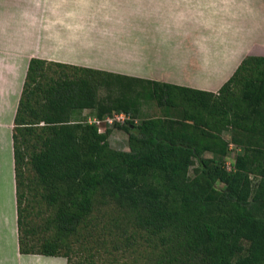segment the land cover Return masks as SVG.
<instances>
[{
	"label": "trees",
	"instance_id": "1",
	"mask_svg": "<svg viewBox=\"0 0 264 264\" xmlns=\"http://www.w3.org/2000/svg\"><path fill=\"white\" fill-rule=\"evenodd\" d=\"M144 99L156 100L164 116L103 132L83 117L89 109L100 120L134 118ZM14 123L22 253L73 264L69 238L95 211H110L102 222L116 248L140 237L152 264H264V55L246 56L217 93L32 58ZM114 128L127 132L129 150L111 146ZM224 131L244 149L233 168ZM28 162L52 210L39 244L20 206Z\"/></svg>",
	"mask_w": 264,
	"mask_h": 264
},
{
	"label": "crops",
	"instance_id": "2",
	"mask_svg": "<svg viewBox=\"0 0 264 264\" xmlns=\"http://www.w3.org/2000/svg\"><path fill=\"white\" fill-rule=\"evenodd\" d=\"M248 55H264V0H0V264H67L20 250L13 130L32 58L217 93Z\"/></svg>",
	"mask_w": 264,
	"mask_h": 264
},
{
	"label": "rangeland",
	"instance_id": "3",
	"mask_svg": "<svg viewBox=\"0 0 264 264\" xmlns=\"http://www.w3.org/2000/svg\"><path fill=\"white\" fill-rule=\"evenodd\" d=\"M120 16L125 20L126 12L120 13ZM120 26H122V24H119V27ZM123 27L126 28V26ZM120 28L122 29V27ZM114 60L116 59L114 58ZM123 63L126 64L124 60ZM152 65H159V59L158 61L156 60L153 62ZM53 69H56V67H53ZM144 69H146L145 66ZM51 72L49 71V74H52ZM142 102V111L140 115H137L132 119L135 123H139L141 120L148 117L164 116V107L158 105L156 100L144 99ZM130 116L133 117L132 114H130ZM83 117H86L89 121H94L89 109L84 111ZM113 125L114 123H109L106 119L101 120V122L98 123L99 128L104 131L106 128H110ZM222 135L226 141L230 142L227 148V154L224 158L228 168H233L236 157L239 154H242L244 149L242 146L231 142V131H224ZM109 142L115 149L129 150L128 134L122 128L113 129V132L109 137ZM18 146L24 150V144L21 138L19 139ZM206 156L223 158L221 155L214 153H206ZM195 167L196 165L192 166L191 174L194 173ZM23 170L26 183L20 189L24 193L20 206L22 208H28V210L26 209L27 223L31 227L37 228V234L33 233L34 235H32L34 239L33 244H39V240H43L46 236V233L43 232V227L45 226L47 218L52 213V210L47 207V202L42 197V190L37 184V175L31 164L29 162L26 163ZM106 212L107 214L103 215L102 213L95 211L93 219H90L89 226H81L80 232L69 238L68 241L74 248L73 250L69 249L71 262L73 264L82 261L85 264H152L149 250L145 249L144 241L140 237L136 238L131 245L129 244L120 249L116 248L115 242L119 239L116 238L115 234L108 231L102 222L104 220L106 222L111 221V212ZM97 220H100L99 222L101 225L98 226L96 224L98 223ZM82 234L84 237L80 236Z\"/></svg>",
	"mask_w": 264,
	"mask_h": 264
},
{
	"label": "built area",
	"instance_id": "4",
	"mask_svg": "<svg viewBox=\"0 0 264 264\" xmlns=\"http://www.w3.org/2000/svg\"><path fill=\"white\" fill-rule=\"evenodd\" d=\"M109 123H114V122H126L127 120H132L133 117L130 116V114L125 113V112H118V113H114L113 115L108 116L107 118H105ZM104 120V119H103ZM92 122V121H90ZM95 123H100L101 120L94 118ZM99 131L103 132L104 130H102L101 128H99Z\"/></svg>",
	"mask_w": 264,
	"mask_h": 264
}]
</instances>
